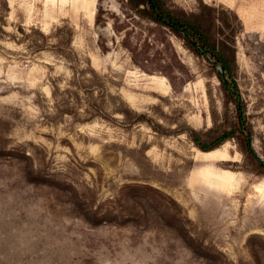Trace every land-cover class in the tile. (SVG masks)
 <instances>
[{
	"label": "rangeland",
	"instance_id": "obj_1",
	"mask_svg": "<svg viewBox=\"0 0 264 264\" xmlns=\"http://www.w3.org/2000/svg\"><path fill=\"white\" fill-rule=\"evenodd\" d=\"M202 2L264 161V0H163ZM129 3L0 0V264H264V173L190 136L225 121L218 68Z\"/></svg>",
	"mask_w": 264,
	"mask_h": 264
},
{
	"label": "trees",
	"instance_id": "obj_2",
	"mask_svg": "<svg viewBox=\"0 0 264 264\" xmlns=\"http://www.w3.org/2000/svg\"><path fill=\"white\" fill-rule=\"evenodd\" d=\"M130 6L138 12L159 23L168 25L174 32L182 36L188 47L198 55L208 57L218 68L224 95L226 97L225 121L218 124L213 114L214 124L203 130L190 131L195 144L202 150L217 148L228 139H235L246 160L256 163V167L264 173V161L261 160L253 146V129L248 121L246 103L242 98L236 81V47L234 30L231 37L217 38L213 25L216 23L215 7L201 3L199 12L171 11L164 6L163 0H130ZM225 35L224 30H220ZM232 102L236 109L235 121H229L228 104ZM226 169V168H225Z\"/></svg>",
	"mask_w": 264,
	"mask_h": 264
},
{
	"label": "bare ground",
	"instance_id": "obj_3",
	"mask_svg": "<svg viewBox=\"0 0 264 264\" xmlns=\"http://www.w3.org/2000/svg\"><path fill=\"white\" fill-rule=\"evenodd\" d=\"M206 156H208V155H206ZM224 172H227V173H229L230 172V170H228V169H224ZM200 173V172H199ZM206 174V173H205ZM204 174V175H205ZM196 176V173L194 172L193 174H192V178H194ZM207 177L208 178H210V179H212L211 181H213V182H215V184H218L219 185V183H224V180H223V178H224V174L223 173H209L208 175H207ZM214 179V180H213Z\"/></svg>",
	"mask_w": 264,
	"mask_h": 264
}]
</instances>
